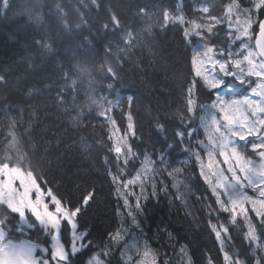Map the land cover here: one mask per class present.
I'll use <instances>...</instances> for the list:
<instances>
[{
	"label": "trees",
	"instance_id": "trees-1",
	"mask_svg": "<svg viewBox=\"0 0 264 264\" xmlns=\"http://www.w3.org/2000/svg\"><path fill=\"white\" fill-rule=\"evenodd\" d=\"M221 1L222 7L225 0H98L100 7L95 8L90 0H9V7L5 9L0 0V74L6 73L8 80L7 88L0 87L1 130L7 128L8 117H15L20 121L17 134L26 140L25 129L29 122L34 125L32 135L41 147L39 151L30 153L31 160L34 166L39 162L36 171L43 174L47 186L57 196L76 203L88 191L95 189V200L90 202L78 222L81 230H89L88 239L96 247L85 249L73 257L75 264H85L92 252L103 248L109 232L121 225L126 229H135L126 214L123 199L108 175L109 171L113 174L117 172L115 153L109 151L112 141L107 139L110 125H106L105 117L99 115L101 109L92 107L89 110L90 95H95L97 99L106 97L115 105L108 115L117 120L122 132L127 127L128 111L133 114L136 136L129 134L128 140L133 150L141 155L130 161L126 174L121 176L122 180L131 178L140 169L145 151L157 161L159 152L164 151L171 167L184 168V173L176 177L187 185V188H180L183 199L177 198L176 189L171 187L173 179L167 172L153 174L158 188L162 187L159 183L161 180L168 186V194L159 192L156 198L149 195L146 202L142 200L143 213L136 218L141 222L144 235L137 229L139 236L148 239L152 248L167 253L162 258L168 259L170 264H180L178 249L181 244L187 245L192 264H206L205 253L214 257L215 264H223L222 253L208 223L209 220L217 222L216 213L209 215L208 208V205L218 207L215 198L199 176L194 161L180 163L188 160L189 156L173 135L175 129L184 130L176 113L184 110L183 93L194 77L192 44L201 41L193 37L189 43L185 39L183 32L186 25L170 22L161 27L163 21L160 13L161 8L175 12L179 4L180 14L185 20L200 22L204 14L199 9L208 5L212 10V2L219 6ZM55 3L62 6L66 16L56 13L53 18L49 17V9ZM109 4L118 12L122 29H112L107 11ZM33 5L44 14L45 23L38 28L27 25L25 19H18V13ZM139 8H145L151 16L138 15ZM81 13L87 24L76 28ZM62 20L72 25L71 32L64 31ZM106 23L109 24L107 30L103 28ZM149 23L152 24L150 35L143 32ZM219 27L224 34L223 26ZM125 29L138 34V42L127 55L120 54V62H117V49L124 47L121 37ZM42 37L54 40V52L46 53L39 49L35 41ZM108 48H111L112 54L106 52ZM77 61L91 72L95 81L92 92L89 91L88 74H81L76 69ZM109 63L118 72L116 79H105L100 71L102 64ZM65 72L78 81L74 93L65 88V99L71 102L74 94L75 103L84 108V122L78 127L67 122L61 110L63 106L58 105L55 99L56 93L65 84H71V79L64 80ZM25 81L28 86L40 91L27 96L23 92ZM109 84L113 87L108 88ZM45 85L50 87L46 89ZM195 95L198 103L210 102L213 97L208 89L201 87L199 81ZM128 97L133 98L130 107ZM198 114L199 109L196 117ZM157 121L165 124V133L156 130ZM191 126L196 127V120ZM165 136L168 137L167 142ZM82 140L89 145L86 151L81 147ZM189 142L186 137L185 144ZM167 143H172L174 147L168 149ZM45 147L48 148L46 154L43 151ZM122 159L120 166L123 168ZM156 167L162 166L157 162ZM131 191L139 195V185H134ZM150 192L151 188L147 186L146 194ZM128 198L134 205L132 199L135 197ZM118 210L123 215H118ZM227 218V213L220 214L221 221H227ZM230 231L232 240L228 250L244 251L246 242L240 227H233ZM168 232L177 240H169ZM12 239H31L41 246H50L51 243L50 238L36 232L13 235ZM67 240L65 232L62 242ZM172 245H175L177 253H174ZM106 259L109 264H121L113 248Z\"/></svg>",
	"mask_w": 264,
	"mask_h": 264
},
{
	"label": "snow or ice",
	"instance_id": "snow-or-ice-1",
	"mask_svg": "<svg viewBox=\"0 0 264 264\" xmlns=\"http://www.w3.org/2000/svg\"><path fill=\"white\" fill-rule=\"evenodd\" d=\"M90 2L92 7H100L98 0ZM2 3L5 9L9 7V0H2ZM84 7L87 8L88 5L85 4ZM107 11L112 29H122L121 19L112 4H109ZM199 11L204 15L197 22L185 20L180 14L179 4L175 12L168 8L160 9L163 21L161 27L170 22L183 24L186 25L183 35L189 43L193 37L203 41L194 48L191 57L194 77L183 93L184 110L176 113L184 130L175 129L173 135L189 156L188 160L180 163L194 161L199 168V176L215 197L218 207L212 208L208 205V208L209 215L216 213L217 222L212 223L209 220L208 223L223 255V264H264V0H229L220 16L211 15L209 6H203ZM56 13L66 16L59 3L49 9V17L53 18ZM137 14L151 16L145 8H139ZM18 19H25L27 25L37 28L45 23L43 12L35 5L24 8L18 13ZM62 23L66 33L72 31V25L67 20H62ZM82 24H87L83 13L80 14V23L75 27L80 28ZM218 26L226 28V39L230 41L227 48L208 42L209 37L218 34ZM103 28L107 30L109 24H104ZM151 31L152 24L149 23L143 32L150 35ZM121 39L124 47L117 49V62H120V54L127 55L138 42V34L125 29ZM35 43L43 52L55 51L51 37H42ZM236 43L240 47L233 52L232 46ZM199 48L203 51L198 50ZM106 52L112 54L111 48ZM76 69L81 74H88L89 91L92 92L95 81L91 72L79 61ZM100 71L105 79L118 77V72L111 63L102 64ZM63 78L65 81L71 79L67 72L63 73ZM198 81L202 88L208 89L214 96L210 103H198L195 95ZM77 83L76 79H71V84H65L55 98L56 103L63 106L61 110L67 117V122L74 127L83 124L84 108L75 103L74 94L71 102L65 99V88L74 93ZM240 86L248 87L250 93L239 99L226 98L238 96L242 91ZM0 87H8L6 73L0 74ZM49 87L45 85L46 89ZM112 87V84L108 85V88ZM38 91L40 89L28 86L25 81L24 94L31 97ZM132 99L128 97L129 107ZM114 106L106 97L97 99L95 95L89 96V110L92 107L101 109L99 115L105 117L106 125H110L107 139L112 141L109 151L115 153L117 172L113 174L109 171L108 175L123 199L127 216L131 218L134 227L140 230L141 235H144L141 222L136 218L143 213L142 200L146 202L149 195L156 198L159 192L168 194V186L161 180L159 183L162 187L158 188L153 174L167 172L173 179L171 187L176 189L177 198L183 199L180 188H187V185L176 177L184 173V168L171 167L164 151L159 152L158 161L153 160L152 155L145 151L135 176L122 180L121 176L126 174L127 165L141 154L133 150L128 140L129 134L136 136L132 112L128 111L127 127L122 132L117 120L108 115ZM197 109L203 115L198 118L199 126L194 128L191 125L197 118ZM8 120L7 132L3 134L4 154L0 157V264H75L73 257L85 249L96 247L88 239L89 230H81L78 222L90 202L95 200V189L88 191L76 203L54 194L52 188L47 186L48 182L43 179V174L36 171L39 162L34 166L31 160L30 153L39 151L41 147L40 142L32 135L34 125L29 122L25 129L28 138L25 140L16 131L20 121L15 117H8ZM200 129H203L205 139H197L195 148L190 142L185 144V138L191 141ZM156 130L159 133L167 131L165 124L159 121L156 123ZM164 138L167 142L168 137ZM59 143L58 137L57 144ZM81 147L86 151L89 145L82 140ZM173 147L172 143H167L168 149ZM249 148L252 155L247 154ZM43 151L46 154L48 148L45 147ZM121 158L123 168L120 166ZM157 162L162 167L157 168ZM137 184L140 188L139 195L128 191ZM147 186L151 188L150 194H146ZM129 196L135 197L134 205ZM223 213L228 214L227 221L220 220V214ZM117 214L123 215L119 210ZM237 226L246 242V249L229 251L232 240L230 229ZM128 231L121 225L115 231L109 232L104 247L92 252L85 264H109L106 258L111 254V246L121 243L123 248L120 256L123 264H170L168 259L162 258L168 254L152 248L148 239H144L142 244L135 237L132 242H128L125 239ZM32 232L42 233L50 238V246H41L31 239H12L13 235L23 236ZM65 232L68 240L62 242ZM167 236L169 240H177L171 232ZM172 247L174 253H177L175 245ZM178 255L181 258L180 264H192L187 245H180ZM205 260L206 264H215L214 257L209 253H205Z\"/></svg>",
	"mask_w": 264,
	"mask_h": 264
},
{
	"label": "rangeland",
	"instance_id": "rangeland-1",
	"mask_svg": "<svg viewBox=\"0 0 264 264\" xmlns=\"http://www.w3.org/2000/svg\"><path fill=\"white\" fill-rule=\"evenodd\" d=\"M207 2H208V1H207ZM228 2H229V0H225V1H224V4H223L222 7H220L221 4H222V1L218 3L219 6L215 5V4L212 2V4H213V8H212V10L210 9V10H211V11H210L211 15H215V16H220V15H222L223 7H224ZM205 6H208V5H205ZM209 8H210V7H209ZM222 29H223V31H224V34L222 33L220 27L218 26V27H217V32H218V34L209 37V41H208V42H210V43H212V44H216V45H217L218 47H220V48H226V40H227V46H228V44L230 43V41H229L228 39H226V28L223 26ZM202 43H203V41H201V43H198V44L194 43V44H192V47H193V48H196L197 45L202 44ZM232 47L235 48V49L237 50V49H239L240 45H239V43H236V44H234ZM193 50H194V49H193ZM198 50L203 51L202 48H199ZM236 50H233V52H235ZM193 72H194V70H193ZM252 79L255 80V78H252ZM254 86H255V84H253V87H254ZM240 87H242V91H240V93H239L238 96H228V97H226V98L229 99V100H230V99H239V98L243 97L244 95L249 94L250 91H251V90H250L248 87H246V86H240ZM213 98H214V97H213ZM213 98H212V99H213ZM209 103H210V102H209ZM201 115H203V113L199 110V114H198V116H197V118H196V127L199 126V119H198V118H199V116H201ZM196 127H195V128H196ZM6 132H7V128L4 129L3 131H2L1 128H0V157H2L3 154H4V148H5V145H4V143H3V134L6 133ZM197 139H201V140H202V139H205L203 129H200L199 132H198V134H197V135H194V136L191 138V145H192L193 148L196 147V141H197ZM1 141H2V142H1ZM241 147H243V145H241ZM247 154H248V155H252V153H251V151H250V148H249ZM221 159H222V158H221ZM253 159H255V156H253ZM225 167H226V166H225ZM198 170H199V168H198ZM202 180H203V178H202ZM203 181H204V180H203ZM204 182H205V181H204ZM206 185H207V184H206ZM207 186H208V185H207ZM132 187H133V186H131V188H130L128 191H131V190H132ZM208 188H209V187H208ZM210 191H211V190H210ZM249 194H251V193H249ZM134 201H135V200H134ZM250 215H254V214L250 213ZM241 220H242V218H241ZM128 230H129V231H128V235L125 237V239H126L128 242H132L133 238L135 237V239L138 240V241H140L141 244L143 243V240H144V239H143V237H140V236H139L140 233H138V231L136 230V228L133 229V230H131V229H128ZM50 242H51V241H50ZM217 243H218V242H217ZM111 248H113V250H115L117 260H118L121 264H123V260L121 259V256H120V251H121V249L123 248V243H121V244H119V245H112ZM87 259H88V258H86L85 262L87 261Z\"/></svg>",
	"mask_w": 264,
	"mask_h": 264
},
{
	"label": "bare ground",
	"instance_id": "bare-ground-1",
	"mask_svg": "<svg viewBox=\"0 0 264 264\" xmlns=\"http://www.w3.org/2000/svg\"><path fill=\"white\" fill-rule=\"evenodd\" d=\"M20 5H21V4H20ZM1 14H2V13H1ZM1 14H0V15H1ZM81 86H82V85H81ZM85 87H86V86H85ZM1 142H2V141H1Z\"/></svg>",
	"mask_w": 264,
	"mask_h": 264
}]
</instances>
